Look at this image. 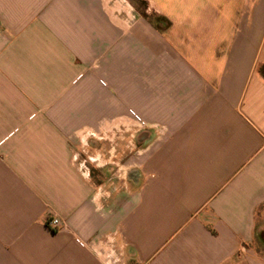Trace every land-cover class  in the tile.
<instances>
[{"label": "crops", "instance_id": "crops-1", "mask_svg": "<svg viewBox=\"0 0 264 264\" xmlns=\"http://www.w3.org/2000/svg\"><path fill=\"white\" fill-rule=\"evenodd\" d=\"M0 264H264V0H0Z\"/></svg>", "mask_w": 264, "mask_h": 264}, {"label": "built area", "instance_id": "built-area-1", "mask_svg": "<svg viewBox=\"0 0 264 264\" xmlns=\"http://www.w3.org/2000/svg\"><path fill=\"white\" fill-rule=\"evenodd\" d=\"M49 226L54 230V231H57L60 226H61V222L58 220V219H52L50 222H49Z\"/></svg>", "mask_w": 264, "mask_h": 264}, {"label": "rangeland", "instance_id": "rangeland-1", "mask_svg": "<svg viewBox=\"0 0 264 264\" xmlns=\"http://www.w3.org/2000/svg\"><path fill=\"white\" fill-rule=\"evenodd\" d=\"M139 10L144 13L145 12V6L141 5V7H139Z\"/></svg>", "mask_w": 264, "mask_h": 264}]
</instances>
